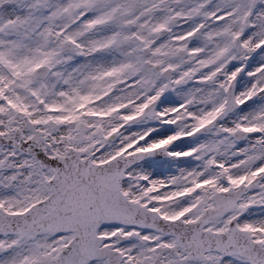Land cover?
Here are the masks:
<instances>
[{
    "label": "snow or ice",
    "instance_id": "obj_1",
    "mask_svg": "<svg viewBox=\"0 0 264 264\" xmlns=\"http://www.w3.org/2000/svg\"><path fill=\"white\" fill-rule=\"evenodd\" d=\"M0 264H264V0H0Z\"/></svg>",
    "mask_w": 264,
    "mask_h": 264
}]
</instances>
